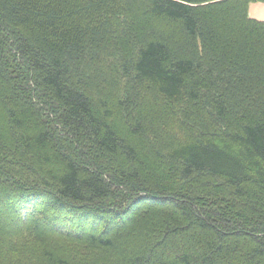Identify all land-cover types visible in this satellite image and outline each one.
Returning <instances> with one entry per match:
<instances>
[{"label": "trees", "instance_id": "16d2710c", "mask_svg": "<svg viewBox=\"0 0 264 264\" xmlns=\"http://www.w3.org/2000/svg\"><path fill=\"white\" fill-rule=\"evenodd\" d=\"M255 3L0 0V153L48 180L3 186L0 264H264Z\"/></svg>", "mask_w": 264, "mask_h": 264}, {"label": "rangeland", "instance_id": "374dc122", "mask_svg": "<svg viewBox=\"0 0 264 264\" xmlns=\"http://www.w3.org/2000/svg\"><path fill=\"white\" fill-rule=\"evenodd\" d=\"M258 6V7H257ZM253 8V13L260 18L264 19V4L263 3H255L250 6V8ZM252 13V14H253ZM249 15H251V11L249 9ZM251 17V16H250ZM258 21V20H257ZM259 22H264L263 20ZM103 59H113V57L109 58V56H103ZM94 62V61H93ZM91 62L89 59L86 60L82 65H75L72 70V74L74 76V80L76 81L77 75L84 76L85 83L89 84V86H99L104 85L105 87H109V84H113L112 78L107 75L105 67L100 64V62ZM102 85V86H103ZM116 87L120 91H126L127 86L131 85L129 80L126 79H119L116 78ZM177 119V118H176ZM175 119V120H176ZM183 120H179L182 124L177 125L173 124L170 129H167L169 134L173 137L177 135V137L183 136L185 133L188 132L187 127L188 124L182 122ZM184 124V125H183ZM60 147L62 150H66L68 153H72L75 149L77 154H82L84 151H79L76 147L72 149V145L66 141H59ZM80 149V148H79ZM74 151V153H75ZM8 154H11V156H7L6 160H3V155L0 153V195H4L3 186H11L13 184L21 183H28L29 185L33 184V181H43L47 183L46 175H40L37 172H34L33 168H27L24 166V158L22 155L20 156H13L10 151H8ZM73 154V153H72ZM6 156V155H5ZM91 160V163L95 162L93 161V158L91 157L89 161ZM93 161V162H92ZM17 176V177H16ZM9 179V180H8ZM47 180V181H46ZM9 181V183H8ZM35 183V182H34ZM3 184V185H2ZM54 186V185H53ZM113 190L112 197H115V193L118 194V188L115 185H111ZM115 201V200H114ZM15 213L11 211L9 218H13Z\"/></svg>", "mask_w": 264, "mask_h": 264}, {"label": "crops", "instance_id": "0c3cea01", "mask_svg": "<svg viewBox=\"0 0 264 264\" xmlns=\"http://www.w3.org/2000/svg\"><path fill=\"white\" fill-rule=\"evenodd\" d=\"M257 7H258V6H257ZM250 11H251V15H250V16H251L252 19H254V20H258V21H260V20H261V21H262V20L264 21V19H260V18L256 15V12H255V14L252 12V11H253V8H252V7L250 8ZM252 13H253V14H252Z\"/></svg>", "mask_w": 264, "mask_h": 264}]
</instances>
